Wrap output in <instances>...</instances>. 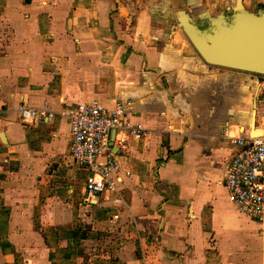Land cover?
<instances>
[{
	"label": "crops",
	"instance_id": "0c3cea01",
	"mask_svg": "<svg viewBox=\"0 0 264 264\" xmlns=\"http://www.w3.org/2000/svg\"><path fill=\"white\" fill-rule=\"evenodd\" d=\"M240 7L264 0H0V264H264V224L223 186L225 132L264 133V76L207 64L179 15ZM92 100L129 103L150 133L110 136L121 211L88 195L67 119L17 111Z\"/></svg>",
	"mask_w": 264,
	"mask_h": 264
},
{
	"label": "built area",
	"instance_id": "2783aa9c",
	"mask_svg": "<svg viewBox=\"0 0 264 264\" xmlns=\"http://www.w3.org/2000/svg\"><path fill=\"white\" fill-rule=\"evenodd\" d=\"M260 86L264 92V79ZM129 105L119 101L110 109L99 100H92L57 113L49 105L33 107L23 103L17 111L26 124L36 119L52 121L59 116L67 119L72 134L71 157L87 172L88 195L104 196L121 211L126 204L116 179L121 164L109 144L110 136L115 132L116 145L120 146L129 137L146 139L150 134L141 123L132 121ZM224 136L238 147L223 179L229 200L240 214L264 224V136L246 139L232 137L228 132ZM118 219L119 213L111 222Z\"/></svg>",
	"mask_w": 264,
	"mask_h": 264
},
{
	"label": "water",
	"instance_id": "95a60500",
	"mask_svg": "<svg viewBox=\"0 0 264 264\" xmlns=\"http://www.w3.org/2000/svg\"><path fill=\"white\" fill-rule=\"evenodd\" d=\"M179 15L181 26L207 64L264 76V12L253 14L240 7L220 22L207 12L193 16L182 9ZM115 135L113 132L112 147Z\"/></svg>",
	"mask_w": 264,
	"mask_h": 264
},
{
	"label": "bare ground",
	"instance_id": "6f19581e",
	"mask_svg": "<svg viewBox=\"0 0 264 264\" xmlns=\"http://www.w3.org/2000/svg\"><path fill=\"white\" fill-rule=\"evenodd\" d=\"M253 134L255 135L254 137L264 136L263 132L257 133V132H255V130H254Z\"/></svg>",
	"mask_w": 264,
	"mask_h": 264
}]
</instances>
